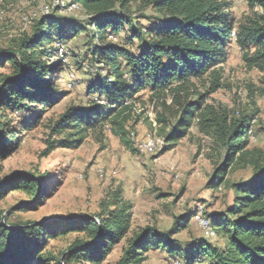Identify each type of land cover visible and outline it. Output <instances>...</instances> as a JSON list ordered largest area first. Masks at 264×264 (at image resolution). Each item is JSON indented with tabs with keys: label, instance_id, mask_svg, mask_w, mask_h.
<instances>
[{
	"label": "trees",
	"instance_id": "obj_1",
	"mask_svg": "<svg viewBox=\"0 0 264 264\" xmlns=\"http://www.w3.org/2000/svg\"><path fill=\"white\" fill-rule=\"evenodd\" d=\"M247 1L263 12L238 25L235 42L244 51L247 66L264 71V0ZM71 2L82 8L92 31V42H97L90 44L89 55L109 67L108 74L113 78L90 85L87 95L97 96L109 102V106L95 102L72 107L57 120H50L43 156L58 148H78L90 131H102L107 126L133 150L127 128L132 120V99L148 91L164 110L157 115L166 143L164 151L186 138L195 123L199 132L213 141L210 158L216 168L209 189L225 190L226 201L230 202L224 204L226 209L211 216L204 207V216L211 221L217 239L224 246L200 237L187 250L183 249L176 235L187 229L188 217L175 218L167 231L147 226L132 233V207L124 202L120 190L103 201L99 213L94 215L12 224L10 218L15 212L32 210L44 195L42 176L21 174L6 184L0 179V202L16 191L27 192L32 200L13 210L4 224L5 212H0V264H104L124 242L126 246L116 264H144L152 251H162L173 260L183 258L186 264H264V150L252 147L254 142L249 136L257 114L239 112L238 116H232L227 109L207 103L210 95L225 87L222 66L228 60V47L236 30L230 3L225 0ZM132 4L150 9L152 16L142 17L144 21L135 20L130 16ZM64 24L53 15L42 16L33 22L29 33L14 39L8 49H0V71L9 70L8 74L0 73V118L10 111L29 114L27 126L37 125L46 108L61 102L64 95L50 77L56 71L50 62L59 56L54 34L65 37ZM79 28L74 29L76 34L87 27ZM131 47L136 50L133 52ZM197 81L206 85V91L195 92V100L191 101ZM168 96L172 98V106H167ZM14 136L0 120V159H7L15 150ZM243 172L248 173L246 178L237 179ZM71 235L75 239L63 253L50 252L53 241Z\"/></svg>",
	"mask_w": 264,
	"mask_h": 264
},
{
	"label": "rangeland",
	"instance_id": "obj_2",
	"mask_svg": "<svg viewBox=\"0 0 264 264\" xmlns=\"http://www.w3.org/2000/svg\"><path fill=\"white\" fill-rule=\"evenodd\" d=\"M54 1L0 0V49H8L14 39L29 33L33 22L42 17V11L52 6ZM64 1L70 3L72 0ZM225 1L230 3L236 32L239 24L255 19L263 12L258 6L252 8L247 0ZM51 15L66 23L67 36L61 38L54 34L55 48L58 47L57 42L66 47L64 58L59 55L50 62L56 68L50 77L64 95L63 99L56 106L46 108L37 125L27 126L31 120L29 114L10 111L5 118H0L7 130L15 135L13 143L16 144L7 159H0L2 184L13 181L15 176L21 174L43 177L41 184L44 195L38 198L32 210L15 212L10 223L51 222L76 215H94L99 213L103 201L109 200L113 193L120 190L124 202L132 207V233L147 226L167 231L172 228L175 218L188 217L187 229L176 235L183 249L187 250L200 237L220 246L222 241L202 232L195 218V212L201 205L206 207L207 215L211 216L226 209L225 205L230 202L226 201L225 190L214 192L213 187L209 189L216 168L210 158L213 141L202 135L195 123L189 135L171 150L164 151L165 143L153 155L142 152L140 144L148 138L164 140L157 122V115L164 113V110L161 102L153 98L150 92H141L132 99V120L127 128L133 150L127 148L107 126L102 131H90L78 148H58L48 156H43L47 147L49 121L57 120L72 107H85L95 102L109 106V102L97 96H88L87 90L90 85L103 79L113 81L108 74L109 67L102 66L89 55L90 44L95 45L97 42H92V31L86 23L85 14L56 9ZM130 16L144 21L142 17L152 16V13L150 9L132 4ZM79 27L87 28L76 34L74 31L81 29ZM232 44L234 51L228 47V60L222 66L225 87L210 95L207 103L227 109L232 116L255 112L256 141L251 146L264 150V71L250 69L244 61V51L235 40ZM131 48L133 52L136 50V47ZM0 73L8 74L9 70L3 69ZM71 82L72 88L69 87ZM204 82L208 83L207 80ZM195 85L197 89L192 90L191 101L195 100V92L206 91V85L200 81L195 82ZM166 103L172 106L170 96ZM43 109L39 108V111ZM247 175L243 172L236 177L246 178ZM215 183L216 180L212 185ZM31 201L27 192H13L0 202V212L8 216ZM74 239L75 235H71L53 241L50 252L55 255L63 253ZM125 246V242L119 245L104 264H116ZM178 261L186 264L183 258L173 260L162 251H152L148 253V260L144 264H175Z\"/></svg>",
	"mask_w": 264,
	"mask_h": 264
},
{
	"label": "built area",
	"instance_id": "obj_3",
	"mask_svg": "<svg viewBox=\"0 0 264 264\" xmlns=\"http://www.w3.org/2000/svg\"><path fill=\"white\" fill-rule=\"evenodd\" d=\"M233 1L238 2L240 0H233ZM56 9L59 11L60 10L61 11H70L72 13L82 12V8L76 3H73V2L66 3V1H64V0H56L52 4V6L47 7L44 11H42L43 13L41 16H49V15L53 14L56 11ZM232 39L233 40L236 39V31H234V33L232 35ZM57 46H58L57 48L59 50L60 57L64 58V55L66 53L65 52V50H66L65 45L58 43ZM72 82L69 85L70 88L73 87ZM256 122H257V118L253 121V126ZM249 136L253 142L256 141V135H255L254 127H252V129L249 131ZM164 145H165L164 140H162L160 138L153 137V138H148L146 141L141 143L140 149L142 152H144L146 154L153 155L156 152H158L159 150H161ZM196 221H197L199 227L202 229L203 232H205V234L207 236L212 237V238H217L216 231L214 230L211 221L208 220L204 216V206H202V205L198 209V213L196 215ZM175 264H181V263L178 261Z\"/></svg>",
	"mask_w": 264,
	"mask_h": 264
},
{
	"label": "crops",
	"instance_id": "obj_4",
	"mask_svg": "<svg viewBox=\"0 0 264 264\" xmlns=\"http://www.w3.org/2000/svg\"><path fill=\"white\" fill-rule=\"evenodd\" d=\"M233 48H234V45H233V44L230 45V50H231V51H234ZM223 246H224V242L222 241V242H221V245H220L219 247H223Z\"/></svg>",
	"mask_w": 264,
	"mask_h": 264
},
{
	"label": "water",
	"instance_id": "obj_5",
	"mask_svg": "<svg viewBox=\"0 0 264 264\" xmlns=\"http://www.w3.org/2000/svg\"><path fill=\"white\" fill-rule=\"evenodd\" d=\"M11 211H12V210H10L9 212H11ZM5 217H6V214L3 216V220H2V221H3V222H2L3 224H4V219H5Z\"/></svg>",
	"mask_w": 264,
	"mask_h": 264
}]
</instances>
